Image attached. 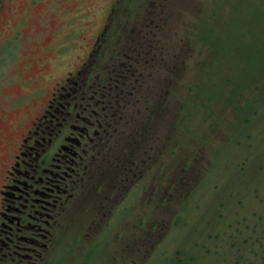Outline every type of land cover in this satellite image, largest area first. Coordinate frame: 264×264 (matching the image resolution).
I'll use <instances>...</instances> for the list:
<instances>
[{
	"label": "rangeland",
	"instance_id": "rangeland-1",
	"mask_svg": "<svg viewBox=\"0 0 264 264\" xmlns=\"http://www.w3.org/2000/svg\"><path fill=\"white\" fill-rule=\"evenodd\" d=\"M117 1L118 12L123 0H0V59L14 31L22 30L3 57L7 71L0 95L22 92L18 85H6L7 79L26 81V89H47L51 80L77 67L107 26ZM140 2L146 11L158 8L143 16L138 5L131 14L122 11L130 16L122 21L125 27L117 36L123 39L116 49L140 46L144 58L143 49L149 50L145 40L154 33L149 34V21L164 22L162 33L152 27L159 43L158 66L152 63L155 75L146 81L161 91L162 81L166 88L174 86L173 96L161 97L168 106L160 100L164 109L159 114L142 98L141 113L136 109L130 117V127L137 123L150 131L142 138L153 141L160 165L164 142L174 145L164 168L168 171L171 165L173 174L162 181L172 185L169 205L158 206L152 216L158 223L157 251H202L205 264H234L238 252L228 248V224L259 216L255 210L264 218V0ZM163 55L176 72H158L159 67L166 69ZM173 74L178 78L172 84ZM234 94L239 95L231 98ZM145 176L136 189L159 184L162 174L157 179L155 174ZM252 257H244L243 264Z\"/></svg>",
	"mask_w": 264,
	"mask_h": 264
},
{
	"label": "flooded vegetation",
	"instance_id": "flooded-vegetation-1",
	"mask_svg": "<svg viewBox=\"0 0 264 264\" xmlns=\"http://www.w3.org/2000/svg\"><path fill=\"white\" fill-rule=\"evenodd\" d=\"M107 30L77 67L47 89L6 80L22 92L0 95V264H205L202 251H157L152 216L169 205L172 185L162 181L173 174L171 165L164 168L174 145L164 142L160 165L153 141L141 137L150 131L137 123L130 127L135 110L142 111L141 99L147 105L158 97V84H146L155 75L152 63L158 66L157 35L148 28L154 33L142 58L140 46H112L103 37ZM21 31L1 50L0 89L7 71L3 57ZM157 70L176 72L169 64ZM172 88L161 92L173 96ZM148 107L158 113L154 102ZM143 174L162 176L159 184L138 190Z\"/></svg>",
	"mask_w": 264,
	"mask_h": 264
},
{
	"label": "trees",
	"instance_id": "trees-1",
	"mask_svg": "<svg viewBox=\"0 0 264 264\" xmlns=\"http://www.w3.org/2000/svg\"><path fill=\"white\" fill-rule=\"evenodd\" d=\"M123 1H124V2H122L123 7L121 8L122 9L121 11L117 12V9L119 8V6L117 7V5H119V2L117 1L118 3L116 2L114 4V6L111 10V13H110L109 22L107 23L108 30L104 33V36H103V37H106L107 39H109V42H112V40H115V41H113L112 46L113 45L116 46L120 43L119 41L121 38L118 39L117 35L121 34V30L123 29V27H125L123 22H122L123 19H126L127 17H129L131 12L140 10L139 13H141V15L143 16L150 9L156 10L158 8V7H153V8H150L148 11H146L147 7L145 6L144 3L140 2V0H123ZM135 1H136V3L133 4V2H135ZM137 5L139 7L138 10L136 9L137 7H135ZM116 7H117V9H116ZM133 7H135V8H133ZM122 11H128V12H130V14H126V15L122 16L124 14V13H122ZM144 11H146V12H144ZM154 12H152V13H153V15L156 16V11H154ZM157 12H159V11H157ZM201 14L203 15V11L201 12ZM159 17H160V14L157 13V19H159ZM133 19H136V17H134ZM139 19H136L135 23L138 20V24H141L142 22L140 23ZM167 20L170 21L169 19H167ZM156 21H157V23H154V21L153 22L149 21V23H148L149 29L152 31V27L155 25L156 28H158V30H162L161 31V33H162L163 29H165V23L162 21H158V20H156ZM201 35H203V30L199 33L198 38H201ZM149 41L151 42V40L146 39L145 43H147L149 45ZM157 43H158V41H157ZM158 45H159V43H158ZM161 51L164 52L165 49L162 48ZM165 59H166V57H165ZM173 66L175 67V64ZM171 77H172L171 79H173V82L176 80V78H178L176 76V74H174V76H171ZM146 84H147V89H148L149 88L148 82H146ZM164 85H165V83H163L161 86H164ZM241 88H242V86H241ZM241 90L242 89H240L239 91H241ZM162 91H163V89H162ZM163 95H164V93L161 92L160 89H158L157 99H155V98L152 99V102H154V105H156V102H158L157 106H156L158 113H160L159 111L164 109L162 103L165 104L164 107L167 108V106H168L166 104L167 101L164 102V100H163L164 98H161V97H163ZM238 95L239 94H234L233 96H231V98H234ZM158 98H159V101H158ZM160 100L162 101V103ZM147 101H148V103H150L151 99H147ZM152 102L150 104H152ZM150 104H147V105L150 106ZM152 115H154V113ZM152 120L154 121V118ZM143 129H145L147 132H149L146 128H143ZM145 134L146 133L141 132V137H143ZM255 213H259V216L256 215L255 217H250V216L245 217V218H242L241 220L231 221L228 224V227L231 230V232H230L231 235L228 237V242H227V244L229 243L228 248L233 247V248H235V251L238 252V259L234 264H243V260L245 259L244 257H248V255H253L251 260L255 261V262L249 261L250 264H257L259 261L262 262V264H264V218H261V212H257L255 210ZM262 215L264 216V213ZM246 218H249V219L251 218V219H250V221H248V219H246ZM246 260L248 261L247 258H246ZM256 260H258V261H256Z\"/></svg>",
	"mask_w": 264,
	"mask_h": 264
}]
</instances>
